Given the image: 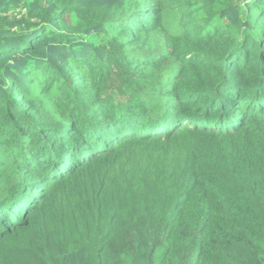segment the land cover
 I'll return each mask as SVG.
<instances>
[{
	"label": "trees",
	"instance_id": "1",
	"mask_svg": "<svg viewBox=\"0 0 264 264\" xmlns=\"http://www.w3.org/2000/svg\"><path fill=\"white\" fill-rule=\"evenodd\" d=\"M259 89L264 0H0V264H264Z\"/></svg>",
	"mask_w": 264,
	"mask_h": 264
},
{
	"label": "rangeland",
	"instance_id": "2",
	"mask_svg": "<svg viewBox=\"0 0 264 264\" xmlns=\"http://www.w3.org/2000/svg\"><path fill=\"white\" fill-rule=\"evenodd\" d=\"M239 17H241V14L239 15ZM263 92H264L263 89H259V92H258V93H263ZM245 93H246V94H245ZM245 93H244V94H245L244 96H246V95L248 94V92H245ZM244 96H242L241 99H243ZM241 99H240V100H241ZM254 100H255V102H256V100H262V99H261V97H260V98L258 97V98L254 99ZM258 102H259V101H258ZM197 103H200V100L197 101ZM237 103H239V102L236 101V104H237ZM197 109H198V110H203L204 108L198 107Z\"/></svg>",
	"mask_w": 264,
	"mask_h": 264
},
{
	"label": "clouds",
	"instance_id": "3",
	"mask_svg": "<svg viewBox=\"0 0 264 264\" xmlns=\"http://www.w3.org/2000/svg\"><path fill=\"white\" fill-rule=\"evenodd\" d=\"M201 111H203V110H201Z\"/></svg>",
	"mask_w": 264,
	"mask_h": 264
}]
</instances>
